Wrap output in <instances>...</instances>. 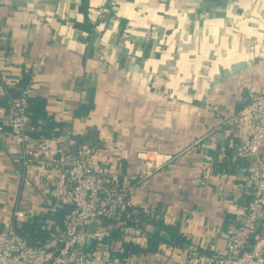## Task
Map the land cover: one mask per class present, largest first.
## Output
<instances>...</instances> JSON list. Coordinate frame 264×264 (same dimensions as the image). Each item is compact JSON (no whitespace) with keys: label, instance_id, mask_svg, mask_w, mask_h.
I'll list each match as a JSON object with an SVG mask.
<instances>
[{"label":"crops","instance_id":"crops-1","mask_svg":"<svg viewBox=\"0 0 264 264\" xmlns=\"http://www.w3.org/2000/svg\"><path fill=\"white\" fill-rule=\"evenodd\" d=\"M241 62L244 71L213 89L222 69ZM0 68L44 99L40 122L57 125L50 146L88 138L116 185L144 173L141 153L176 157L136 187L131 211L175 235L155 252L145 239L132 243L130 264H187L192 250H223L250 200L223 125L264 94V0H0ZM8 111L0 96V120ZM17 159L0 134V229L14 207L48 228L50 182L35 163L26 187ZM153 228L139 229L149 240Z\"/></svg>","mask_w":264,"mask_h":264},{"label":"built area","instance_id":"built-area-1","mask_svg":"<svg viewBox=\"0 0 264 264\" xmlns=\"http://www.w3.org/2000/svg\"><path fill=\"white\" fill-rule=\"evenodd\" d=\"M100 12L105 14L104 9ZM9 80L0 68V96L9 100L8 117L0 120V134H6L16 146L26 187L32 186L27 172L35 163L42 167L51 185L50 198L55 202V215L45 229L53 228L55 234L39 245H30L19 236L17 226L31 222L34 212L14 207L0 229V264H130V253L123 257L116 254H126L125 245L139 239L149 242L139 226L127 227L131 211L135 212L136 187L176 157L163 158L155 151L141 153L144 173L116 185L114 175L97 165L96 146L61 145L54 150L48 138L36 137L28 115L32 86H12ZM223 126L234 134L231 147L236 157L251 161L238 171L250 200L239 207L223 250L204 255L192 250L187 264H264V94L253 97ZM60 213L59 224L55 216ZM116 229H120L117 239L113 237Z\"/></svg>","mask_w":264,"mask_h":264},{"label":"trees","instance_id":"trees-1","mask_svg":"<svg viewBox=\"0 0 264 264\" xmlns=\"http://www.w3.org/2000/svg\"><path fill=\"white\" fill-rule=\"evenodd\" d=\"M21 82H20V87H26L29 85L28 84L29 81L27 79H22ZM45 106L46 104H45L44 99L34 98V97L31 98L29 100L28 115L31 118L33 126L36 128V131H35L36 137H45V138L50 139L49 135L51 131L55 127H57V125L56 123L54 124L53 122H51V120H49V122L45 126L40 122V119L45 118V114H46ZM87 139L80 138L78 143H80V145L83 143H89L90 145L94 147L97 145L92 141H88L89 139L88 140ZM250 164H251L250 160H243V159L236 157L235 161L233 162V164H231V166L232 168H235L236 166L246 167V166H249ZM55 217L59 221V224H60L61 219H62V214L60 213L56 215ZM131 219L134 220V224L136 226H139L143 229H148L149 227V229L151 230V228L154 227L152 231L149 230L150 246L147 249V252L157 251L158 250L157 248L160 242H165V241L167 242L168 241L167 238H169L170 235H173V236L175 235L174 229H172L169 226H166L165 224H163L162 222L158 220L146 219L142 215H131ZM119 230L120 229H116L115 231H113V237L116 239L120 236ZM17 233L19 234V236L26 238L30 245L36 246L50 239L55 234V230L53 228L45 229L42 226V224L34 220L28 223L25 222V223L19 224L17 226ZM177 239L178 240L176 241V244L179 246L186 243L179 236ZM125 250H126V254L123 255V254L117 253L116 255L119 257L128 256L129 255L128 253L135 252L136 248L133 247L132 245H125Z\"/></svg>","mask_w":264,"mask_h":264},{"label":"water","instance_id":"water-1","mask_svg":"<svg viewBox=\"0 0 264 264\" xmlns=\"http://www.w3.org/2000/svg\"><path fill=\"white\" fill-rule=\"evenodd\" d=\"M247 64L246 62H241L239 64L234 65L233 67H231L230 69H226V70H221L220 71V78L216 79L214 81V87L213 89H216L220 86L221 83H223L224 81L229 80V78L231 76H234L242 71H244L247 68Z\"/></svg>","mask_w":264,"mask_h":264}]
</instances>
